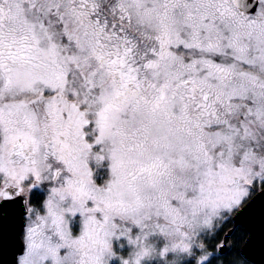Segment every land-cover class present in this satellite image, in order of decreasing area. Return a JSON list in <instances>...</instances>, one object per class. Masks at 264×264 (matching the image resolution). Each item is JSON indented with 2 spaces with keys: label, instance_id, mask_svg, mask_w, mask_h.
I'll return each instance as SVG.
<instances>
[{
  "label": "snow or ice",
  "instance_id": "6c2138e0",
  "mask_svg": "<svg viewBox=\"0 0 264 264\" xmlns=\"http://www.w3.org/2000/svg\"><path fill=\"white\" fill-rule=\"evenodd\" d=\"M113 259L264 264V0H0V264Z\"/></svg>",
  "mask_w": 264,
  "mask_h": 264
},
{
  "label": "rangeland",
  "instance_id": "374dc122",
  "mask_svg": "<svg viewBox=\"0 0 264 264\" xmlns=\"http://www.w3.org/2000/svg\"><path fill=\"white\" fill-rule=\"evenodd\" d=\"M77 229H78V225H77ZM114 251H116L119 255L122 256H127L128 252H129V248L127 247V245L125 244V246L123 248L119 247V244L114 242ZM110 264H119V261L117 259H113L112 261H110Z\"/></svg>",
  "mask_w": 264,
  "mask_h": 264
}]
</instances>
